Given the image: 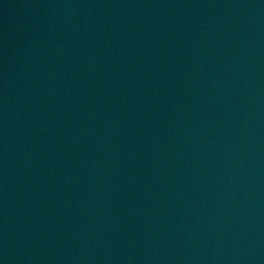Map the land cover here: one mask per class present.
Returning a JSON list of instances; mask_svg holds the SVG:
<instances>
[{
    "label": "water",
    "instance_id": "obj_1",
    "mask_svg": "<svg viewBox=\"0 0 264 264\" xmlns=\"http://www.w3.org/2000/svg\"><path fill=\"white\" fill-rule=\"evenodd\" d=\"M198 48L264 108V0H156Z\"/></svg>",
    "mask_w": 264,
    "mask_h": 264
}]
</instances>
